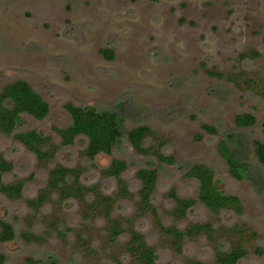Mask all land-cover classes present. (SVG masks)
I'll return each instance as SVG.
<instances>
[{"label":"rangeland","instance_id":"1","mask_svg":"<svg viewBox=\"0 0 264 264\" xmlns=\"http://www.w3.org/2000/svg\"><path fill=\"white\" fill-rule=\"evenodd\" d=\"M16 81L27 82L50 107L44 120L23 116L18 131L37 130L60 145L58 129L70 125L65 107L72 104L120 111L123 137L111 156L94 161L84 156L86 139L78 138L41 167L24 146L0 133V155L14 165L5 182L25 183L19 200L0 195V220L15 230L12 242H0L2 264H139L126 254V240L110 242L102 221L83 220L78 202L47 204L35 218L28 205L56 165L81 167L84 184H100L105 194H114L115 182L101 175L113 158L128 164L124 179L134 195L120 201L115 214L135 216L136 172L155 167L154 205L167 225L173 224L171 191L197 198L198 183L186 177L188 168H212L218 189L237 196L243 212L213 215L197 203L179 226L210 222L222 230L250 229L258 236L241 264H264V166L252 148L254 141L264 143V0H0V92ZM242 114L253 115L256 124L238 128L235 118ZM138 126L154 132L146 147L164 143L162 152L174 164H159L133 150L127 132ZM230 134L247 145L243 180L230 176L217 150ZM31 220L32 231L45 234L44 243L21 238ZM51 225L57 232L48 233ZM135 226L155 250L156 264H215L214 246L205 238L187 242L180 256L152 215L138 218ZM79 234L86 235L85 244Z\"/></svg>","mask_w":264,"mask_h":264},{"label":"trees","instance_id":"2","mask_svg":"<svg viewBox=\"0 0 264 264\" xmlns=\"http://www.w3.org/2000/svg\"><path fill=\"white\" fill-rule=\"evenodd\" d=\"M107 58L112 59L113 53H107ZM250 83L254 84L253 81ZM65 108L70 115L71 123L65 129H58L60 145L54 144L51 138L37 130L18 131L22 125L23 116H30L39 121L44 120L49 114L50 107L27 82H13L0 92V133L12 137L24 146L36 157L41 167L51 164L61 148L74 145L78 138H85L87 141L84 150V156L87 159L94 161L99 155L111 156L123 137L122 113L98 111L93 107L72 104H67ZM120 109L123 110L122 106ZM235 124L240 129H246L253 127L256 119L251 114H242L235 118ZM202 129L210 134L216 133V129L209 125H203ZM127 138L138 155L153 157L159 164H174L173 157L166 156L162 152L164 143H161L157 149L146 147V140L154 138V132L149 127L132 128L127 132ZM252 148L258 164L264 166V143L254 141ZM217 150L226 162L230 176L236 180H243V171L248 165L245 141L238 134H230L218 143ZM13 168V163L0 155V195L9 200H19L23 196L24 181L5 182V176L12 172ZM127 170L128 164L124 160L113 158L111 163L101 171L103 178L113 180L116 184L114 194L109 195L103 192L100 184H84V169L81 167L56 165L48 173L46 186L41 189L36 198L28 201L34 213L32 217L35 218L50 203L54 205L69 201L78 202L84 209L83 220L102 221L110 242L126 240L124 243L126 254L139 264H156L157 262L155 250L148 245L146 237L135 226L136 220L147 214L154 217L160 233L163 237L169 238L171 248L180 256L183 255L187 242L196 238H205L214 246L215 264H241L247 257L249 254L247 245L258 236L250 229L236 225L222 230L215 228L210 222L192 223L185 228L179 226L197 203L204 205L213 215H218L222 211H232L236 214L243 212L242 203L237 196L222 193L218 189L212 168L205 164H195L186 171V177L198 183L196 199L182 198L175 190L171 191L169 196L174 207L168 215L173 220L172 225L165 224L154 205V194L159 180V173L155 167H143L136 172L139 189L135 203V216L128 218L115 214L120 201L134 198L124 179ZM34 225L32 220L29 221L27 229L21 233V238L27 243H44L45 234L41 235L32 231ZM83 229L86 231V226ZM52 232H57V225H51L48 233ZM58 235L63 237L65 234L62 232ZM14 239L13 226L7 221L0 220V242L9 243ZM85 239L86 235H78L79 241L84 242ZM256 251L262 254L261 249L257 248ZM3 261L4 256L0 255V264ZM118 264L121 263L118 261ZM186 264L204 263L191 260Z\"/></svg>","mask_w":264,"mask_h":264}]
</instances>
